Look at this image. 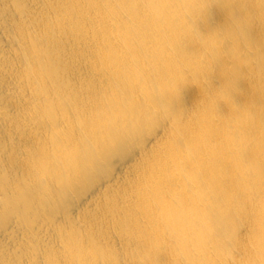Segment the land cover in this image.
<instances>
[{"label":"bare ground","instance_id":"bare-ground-1","mask_svg":"<svg viewBox=\"0 0 264 264\" xmlns=\"http://www.w3.org/2000/svg\"><path fill=\"white\" fill-rule=\"evenodd\" d=\"M0 264H264V0H0Z\"/></svg>","mask_w":264,"mask_h":264},{"label":"clouds","instance_id":"clouds-1","mask_svg":"<svg viewBox=\"0 0 264 264\" xmlns=\"http://www.w3.org/2000/svg\"><path fill=\"white\" fill-rule=\"evenodd\" d=\"M176 7H180V8H183V7H195V5L194 4H189V5L181 4V5H176Z\"/></svg>","mask_w":264,"mask_h":264}]
</instances>
